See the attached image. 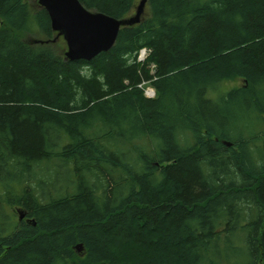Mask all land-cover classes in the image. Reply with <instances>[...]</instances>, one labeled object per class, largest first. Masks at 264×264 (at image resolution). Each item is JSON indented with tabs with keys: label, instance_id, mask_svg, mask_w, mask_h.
Returning <instances> with one entry per match:
<instances>
[{
	"label": "trees",
	"instance_id": "trees-1",
	"mask_svg": "<svg viewBox=\"0 0 264 264\" xmlns=\"http://www.w3.org/2000/svg\"><path fill=\"white\" fill-rule=\"evenodd\" d=\"M146 7L69 61L44 9L0 0V264H264V0Z\"/></svg>",
	"mask_w": 264,
	"mask_h": 264
},
{
	"label": "water",
	"instance_id": "water-1",
	"mask_svg": "<svg viewBox=\"0 0 264 264\" xmlns=\"http://www.w3.org/2000/svg\"><path fill=\"white\" fill-rule=\"evenodd\" d=\"M146 2L139 0L133 16L115 19L87 10L78 0H37L48 15L51 30L65 42L64 56L69 61H91L109 51L121 27L139 23Z\"/></svg>",
	"mask_w": 264,
	"mask_h": 264
},
{
	"label": "rangeland",
	"instance_id": "rangeland-1",
	"mask_svg": "<svg viewBox=\"0 0 264 264\" xmlns=\"http://www.w3.org/2000/svg\"><path fill=\"white\" fill-rule=\"evenodd\" d=\"M31 11H35L39 5L37 3V0H26ZM149 10L148 8L146 7L145 8V12L144 14H148ZM134 15V14H133ZM133 15H129V17L133 16ZM1 25V23H0ZM40 33L38 32V30H33L29 33H22V34H19V37L24 40V41H28V42H36V41H39V40H42L43 38L39 35ZM51 47L53 48V50H55V52L57 53H62L64 54L65 51H66V45H65V42L63 41V39L61 37H57V35L55 34L53 40L51 41ZM240 81L238 80H234V81H228L226 82L225 84L222 85V88L224 90H227V89H230V88H234V87H237L240 85ZM144 88V96H146V93L147 92H152L153 89L147 85L143 86ZM154 92V91H153ZM155 95V93H154ZM154 97V96H153ZM75 252L78 254V255H81L84 251L83 249L80 247L79 249H76Z\"/></svg>",
	"mask_w": 264,
	"mask_h": 264
},
{
	"label": "built area",
	"instance_id": "built-area-1",
	"mask_svg": "<svg viewBox=\"0 0 264 264\" xmlns=\"http://www.w3.org/2000/svg\"><path fill=\"white\" fill-rule=\"evenodd\" d=\"M143 50V49H142ZM142 50L139 52V54H138V57H137V60L138 61H142L143 59H144V55H143V53H142ZM146 96L148 97V98H153V96H154V92L152 91V92H147L146 93Z\"/></svg>",
	"mask_w": 264,
	"mask_h": 264
},
{
	"label": "bare ground",
	"instance_id": "bare-ground-1",
	"mask_svg": "<svg viewBox=\"0 0 264 264\" xmlns=\"http://www.w3.org/2000/svg\"><path fill=\"white\" fill-rule=\"evenodd\" d=\"M140 51H141V50H140ZM149 52H150L149 50L143 48L142 53H143V55H144V59H143L142 61H138V60H137V62H143V61L145 60V58L148 56ZM141 86H142V85H141ZM144 97H145V96H144Z\"/></svg>",
	"mask_w": 264,
	"mask_h": 264
}]
</instances>
